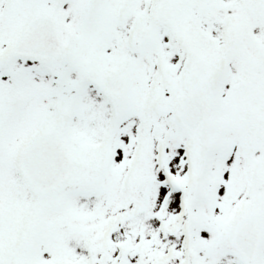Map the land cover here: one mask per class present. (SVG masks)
Wrapping results in <instances>:
<instances>
[{
    "label": "snow or ice",
    "instance_id": "snow-or-ice-1",
    "mask_svg": "<svg viewBox=\"0 0 264 264\" xmlns=\"http://www.w3.org/2000/svg\"><path fill=\"white\" fill-rule=\"evenodd\" d=\"M0 264H264V0H0Z\"/></svg>",
    "mask_w": 264,
    "mask_h": 264
}]
</instances>
